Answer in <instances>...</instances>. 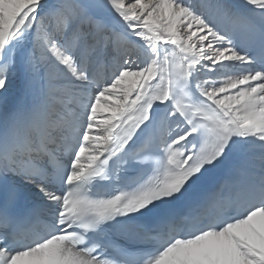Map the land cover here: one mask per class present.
Returning a JSON list of instances; mask_svg holds the SVG:
<instances>
[{
    "label": "snow or ice",
    "instance_id": "6c2138e0",
    "mask_svg": "<svg viewBox=\"0 0 264 264\" xmlns=\"http://www.w3.org/2000/svg\"><path fill=\"white\" fill-rule=\"evenodd\" d=\"M0 264H264V0H0Z\"/></svg>",
    "mask_w": 264,
    "mask_h": 264
},
{
    "label": "bare ground",
    "instance_id": "6f19581e",
    "mask_svg": "<svg viewBox=\"0 0 264 264\" xmlns=\"http://www.w3.org/2000/svg\"><path fill=\"white\" fill-rule=\"evenodd\" d=\"M22 93V87L19 80L13 82V85L10 88L8 93V102L10 104L15 103L17 99H19Z\"/></svg>",
    "mask_w": 264,
    "mask_h": 264
}]
</instances>
